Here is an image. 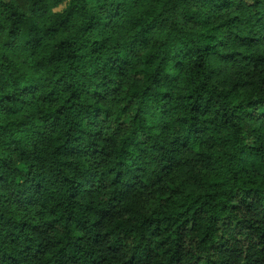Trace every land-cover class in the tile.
Returning <instances> with one entry per match:
<instances>
[{
	"label": "clouds",
	"instance_id": "1",
	"mask_svg": "<svg viewBox=\"0 0 264 264\" xmlns=\"http://www.w3.org/2000/svg\"><path fill=\"white\" fill-rule=\"evenodd\" d=\"M0 264H264V0H0Z\"/></svg>",
	"mask_w": 264,
	"mask_h": 264
}]
</instances>
